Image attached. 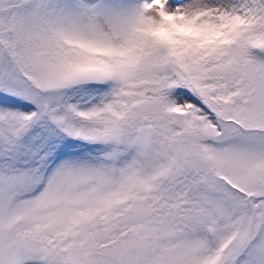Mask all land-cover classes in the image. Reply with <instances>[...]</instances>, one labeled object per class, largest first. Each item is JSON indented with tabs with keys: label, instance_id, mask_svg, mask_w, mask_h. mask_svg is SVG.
Returning a JSON list of instances; mask_svg holds the SVG:
<instances>
[{
	"label": "snow or ice",
	"instance_id": "1",
	"mask_svg": "<svg viewBox=\"0 0 264 264\" xmlns=\"http://www.w3.org/2000/svg\"><path fill=\"white\" fill-rule=\"evenodd\" d=\"M0 264H264V0H0Z\"/></svg>",
	"mask_w": 264,
	"mask_h": 264
}]
</instances>
